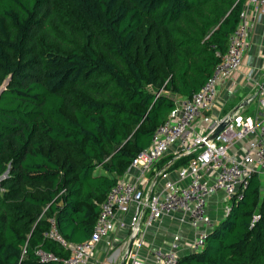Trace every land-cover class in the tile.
I'll use <instances>...</instances> for the list:
<instances>
[{"label":"trees","instance_id":"obj_1","mask_svg":"<svg viewBox=\"0 0 264 264\" xmlns=\"http://www.w3.org/2000/svg\"><path fill=\"white\" fill-rule=\"evenodd\" d=\"M248 0H0V264L61 260L177 98L220 63ZM188 158V162L190 161ZM117 177V178H116ZM259 217L256 222L254 218ZM178 264H264V177Z\"/></svg>","mask_w":264,"mask_h":264},{"label":"built area","instance_id":"obj_2","mask_svg":"<svg viewBox=\"0 0 264 264\" xmlns=\"http://www.w3.org/2000/svg\"><path fill=\"white\" fill-rule=\"evenodd\" d=\"M264 4V0H248L240 15L239 25L230 37L227 53L221 57L212 76L191 99L177 98L169 119L157 128L151 146L138 154L127 169L126 175L139 171L134 182L119 181L101 204L100 214L91 237L84 242L73 243L60 233L54 219L46 237L59 244L69 253L61 260L42 250L37 252L42 262L63 264H98L96 253L99 243L116 229L118 215L128 214L133 208L129 224L134 242L127 250L124 264H145L139 256L146 231L165 216L182 214L197 236L188 245L192 253L201 252L206 245L215 222L208 212L211 199L223 194L225 200L237 197L243 200L253 175L264 177V86L255 97L258 112L242 117L240 110L224 119L212 120L207 115L218 99L219 87L233 79L243 67L249 49L251 24L249 7ZM224 125L221 132L218 129ZM182 149V156L190 157L187 166L179 170L178 182L167 181L162 194L152 195L145 174L156 168L157 163L173 147ZM236 152L233 150L238 147ZM158 176L167 177L160 171ZM1 181V178H0ZM0 191H4L0 188ZM229 210V208H228ZM227 210V212H228ZM259 217L254 218V222ZM180 237L175 236L169 251L158 250L153 259L156 264H178Z\"/></svg>","mask_w":264,"mask_h":264},{"label":"crops","instance_id":"obj_3","mask_svg":"<svg viewBox=\"0 0 264 264\" xmlns=\"http://www.w3.org/2000/svg\"><path fill=\"white\" fill-rule=\"evenodd\" d=\"M248 13L251 24L250 44L242 70L219 87L218 99L209 116L207 115L208 119H224L240 107L242 117L253 116L258 112L257 101L248 103L247 100L255 97L260 86H264V4L249 7ZM238 148L239 146L233 152ZM188 158L182 156V149L178 145H174L157 163L156 168L145 174L148 179V189L152 191L153 196L163 193L167 181L179 183V170L188 165ZM160 171L167 173V177L158 176ZM139 177L140 172L134 170L116 178L118 182L122 180L134 182ZM229 205L230 201L227 202L223 194H217L211 199L208 212L215 225L225 218ZM132 214L133 208L128 214L118 215L115 231L98 245L96 253L98 264H124L131 239L129 224ZM182 219H185L182 214L168 215L146 231L145 242L139 252L145 264H156L153 259L156 251L171 250L175 236L180 237L178 251L180 257L190 252L188 245L197 236V231L191 228L187 219L186 221Z\"/></svg>","mask_w":264,"mask_h":264},{"label":"water","instance_id":"obj_4","mask_svg":"<svg viewBox=\"0 0 264 264\" xmlns=\"http://www.w3.org/2000/svg\"><path fill=\"white\" fill-rule=\"evenodd\" d=\"M6 86H7V84H5V85L3 86V88L0 90V95H1V93L7 88ZM240 108H241V107H240ZM240 108L237 109V110H240ZM223 128H224V125H222V126L218 129V131L216 132V134H218L219 132H221V131L223 130ZM8 173H9V170H8L7 172H5V174L1 177V180L4 179V178H7V177H8ZM133 242H134V238L131 237L130 242H129V246H128V251L131 250L132 245H133Z\"/></svg>","mask_w":264,"mask_h":264},{"label":"rangeland","instance_id":"obj_5","mask_svg":"<svg viewBox=\"0 0 264 264\" xmlns=\"http://www.w3.org/2000/svg\"><path fill=\"white\" fill-rule=\"evenodd\" d=\"M10 81H11V78L9 77V78H7L5 81H4V83H3V85L0 87V90L3 88V86L5 85V84H7V86H8V84L10 83ZM6 86V87H7ZM8 170H10V165H9V167H8ZM7 170V171H8ZM6 171V172H7ZM8 176H9V173H8ZM223 199V198H222Z\"/></svg>","mask_w":264,"mask_h":264}]
</instances>
